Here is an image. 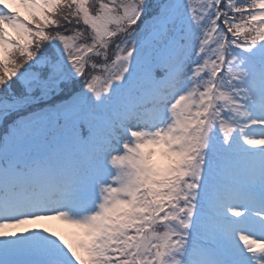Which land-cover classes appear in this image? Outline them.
<instances>
[{
  "label": "snow or ice",
  "instance_id": "snow-or-ice-1",
  "mask_svg": "<svg viewBox=\"0 0 264 264\" xmlns=\"http://www.w3.org/2000/svg\"><path fill=\"white\" fill-rule=\"evenodd\" d=\"M0 264H264V0H0Z\"/></svg>",
  "mask_w": 264,
  "mask_h": 264
},
{
  "label": "rangeland",
  "instance_id": "rangeland-1",
  "mask_svg": "<svg viewBox=\"0 0 264 264\" xmlns=\"http://www.w3.org/2000/svg\"><path fill=\"white\" fill-rule=\"evenodd\" d=\"M49 227L56 229V230H60L64 228V225H62L61 222H51L49 224Z\"/></svg>",
  "mask_w": 264,
  "mask_h": 264
}]
</instances>
